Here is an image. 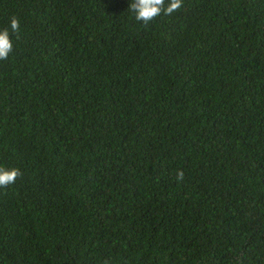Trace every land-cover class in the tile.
Returning a JSON list of instances; mask_svg holds the SVG:
<instances>
[{"label":"trees","instance_id":"trees-1","mask_svg":"<svg viewBox=\"0 0 264 264\" xmlns=\"http://www.w3.org/2000/svg\"><path fill=\"white\" fill-rule=\"evenodd\" d=\"M131 2L0 0V264H264V0Z\"/></svg>","mask_w":264,"mask_h":264},{"label":"clouds","instance_id":"clouds-1","mask_svg":"<svg viewBox=\"0 0 264 264\" xmlns=\"http://www.w3.org/2000/svg\"><path fill=\"white\" fill-rule=\"evenodd\" d=\"M183 6V0H132L128 11L133 14L135 21L147 26L156 17L165 15L171 16L174 12L179 11ZM10 31L16 34L19 39L20 21L16 16L10 17L9 27L0 30V61L9 58L13 51V43L10 39ZM22 175L17 168L0 167V188L6 189L14 184ZM183 172H177L176 179H183Z\"/></svg>","mask_w":264,"mask_h":264}]
</instances>
